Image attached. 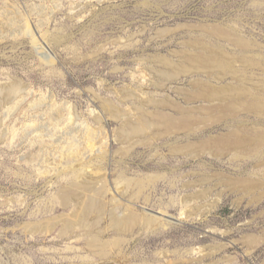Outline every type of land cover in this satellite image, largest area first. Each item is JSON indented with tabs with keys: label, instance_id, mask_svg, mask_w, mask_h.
Instances as JSON below:
<instances>
[{
	"label": "rangeland",
	"instance_id": "rangeland-1",
	"mask_svg": "<svg viewBox=\"0 0 264 264\" xmlns=\"http://www.w3.org/2000/svg\"><path fill=\"white\" fill-rule=\"evenodd\" d=\"M0 264H264V0H0Z\"/></svg>",
	"mask_w": 264,
	"mask_h": 264
},
{
	"label": "bare ground",
	"instance_id": "bare-ground-1",
	"mask_svg": "<svg viewBox=\"0 0 264 264\" xmlns=\"http://www.w3.org/2000/svg\"><path fill=\"white\" fill-rule=\"evenodd\" d=\"M219 29V28H218ZM217 29V30H218ZM217 32H221L220 30L219 31H217ZM204 46H205V44H203ZM203 47V46H202ZM201 47V48H202ZM204 48V47H203ZM202 48V49H203ZM207 48V47H206ZM210 48V47H209ZM206 50V49H205ZM210 50V49H209ZM215 50V49H214ZM194 52H196V51H193V53ZM197 52H199V51H197ZM203 52V51H202ZM217 51H215V53H216ZM218 52H220V51H218ZM216 53V54H218V56L220 57V59L219 58H217V57H215V59H213L212 58V56H210V55H206V53H204L205 55H198L199 57H201L200 59H199V63H209V64H214V65H217V66H227V65H229V62L228 61H225V59H226V57H224L225 55H223L222 53ZM221 52H223V51H221ZM192 53V54H193ZM197 55V54H196ZM190 56H192L191 54H190ZM192 57H197V56H195V55H193ZM189 59H190V57H189ZM191 59H193V58H191ZM195 59H194V62H196L197 63V61H196ZM191 61V60H190ZM193 62V61H192ZM199 63H198V65H199ZM194 64V63H193ZM201 65V64H200ZM205 66V65H204ZM146 88V87H145ZM17 90H19L18 89V87H17V85H15L14 83L11 85V86H9V87H5V90H4V92H3V95L5 96V98L6 99H10V97L11 96H13L15 93H17L16 91ZM208 90V89H207ZM207 90H206V92H207ZM216 90V89H215ZM209 91V90H208ZM21 92V91H20ZM210 92V91H209ZM182 93V92H181ZM20 94V93H19ZM203 94H205V93H203ZM202 94V95H203ZM208 94V93H207ZM224 97V96H223ZM147 98V97H146ZM204 98V97H203ZM206 98V97H205ZM207 98H208V96H207ZM209 98H210V95H209ZM139 99V98H138ZM11 100V99H10ZM107 103V102H106ZM141 103V102H140ZM109 104V103H108ZM159 104V103H158ZM163 105V104H162ZM164 106V105H163ZM166 106V105H165ZM188 113V112H187ZM158 115V114H157ZM162 116H164V114L163 115H161L160 117L162 118ZM192 117V116H191ZM183 118V117H182ZM186 119H189V117L187 116V118ZM191 119V118H190ZM172 120V119H171ZM185 120V116H184V118H183V121ZM186 121V120H185ZM182 122L181 124H180V126H187V125H190V123H189V121L186 123V122ZM163 122V121H162ZM172 122H174V120L172 121ZM165 123V122H164ZM175 123V122H174ZM173 123V124H174ZM159 124V123H158ZM160 125L162 126V124L160 123ZM164 125V124H163ZM169 124L167 123L166 124V126H168ZM171 125V127H173V125L172 124H170ZM161 126H159V127H161ZM166 126H164V127H166ZM178 126V125H177ZM129 127H130V129L132 130V131H138V130H140L141 128L137 125V126H135L134 124H129ZM169 127V126H168ZM189 127V126H188ZM162 128H163V126H162ZM174 128V127H173ZM180 128V127H179ZM182 128V127H181ZM157 129H158V127H157ZM165 129V128H164ZM142 130V129H141ZM140 130V131H141ZM172 130V129H171ZM191 130V129H190ZM127 131V130H126ZM125 131V132H126ZM131 131V132H132ZM130 132V131H129ZM130 132V133H131ZM144 132V131H143ZM138 133V132H137ZM136 133V134H137ZM134 135H135V133H134ZM134 137V136H133ZM132 137V138H133ZM125 138V137H124ZM124 140V139H123ZM230 140V139H229ZM88 141V140H87ZM231 144H232V142H230ZM90 144V145H89ZM89 146L90 147H92V148H94V146H92V143H90V141H89ZM221 144H222V142H221ZM92 148H86L87 150L89 149V151L90 152H92ZM90 149H92V150H90ZM104 149V148H103ZM85 151V150H84ZM82 152V151H81ZM74 153V152H73ZM77 153V152H76ZM72 155H74V154H72ZM62 159V158H61ZM71 159V158H70ZM69 159V160H70ZM68 163H70L68 160L66 161V164H67V166H68V169H67V172L66 173H69L70 174V179H71V184H69L70 186H68L67 188H65L62 192H61V198L62 199H64L65 200V198L66 199H70L72 196H74L76 193H75V191H80L81 193H85V194H83V195H81L78 199H79V202H78V205L76 206V208L79 210V215H77V216H79V218H77V220H73V219H71L72 221H67L66 222V227H67V229H74V227L75 226H79L80 224L82 225V223H83V221L82 220H86V221H88L89 219H90V217L91 216H95V214L96 215H98L99 216V214H101V212L103 213V205H101V203H100V201H99V199L102 197V196H104L102 193H101V191H99V192H97V193H95L94 195H89V192H90V186H91V184L88 182V181H83V182H78L79 180V177L80 176H82V175H80V173H82L81 171H84L85 169H83V166H82V168H80V169H82V170H79V169H75V168H73V167H75V166H77V164H76V162L75 163H73V164H75V165H73V166H70L71 164H68ZM72 163V162H71ZM89 164H90V162H88ZM88 164V165H89ZM87 165V164H86ZM70 166V167H69ZM85 168V167H84ZM88 168H89V166H88ZM97 172V171H96ZM101 172V171H100ZM99 173V172H98ZM97 173V174H98ZM83 174V173H82ZM84 176V175H83ZM102 177V176H101ZM88 178V177H87ZM82 179V178H81ZM84 179H86V178H84ZM83 179V180H84ZM106 180V179H105ZM104 180V181H105ZM101 181V180H100ZM106 182V181H105ZM94 183V182H93ZM107 183V182H106ZM105 183V184H106ZM129 185H130V183L129 182H127ZM96 184V183H95ZM97 184H99V183H97ZM97 184L96 185H94L95 187L97 186ZM102 184H104V182L102 183ZM104 184V185H105ZM103 185V186H104ZM136 185V184H135ZM137 185H138V187H139V189H140V191L142 190V184L141 183H137ZM94 186H92V187H94ZM128 185H126V187H127ZM99 187V186H98ZM135 187V186H134ZM129 188V187H128ZM97 189V188H96ZM98 189H100V187L98 188ZM135 188H133V190H134ZM127 190V189H126ZM106 190H104L103 192H105ZM87 192H88V194H87ZM107 193V192H106ZM126 193V192H125ZM75 196H77V195H75ZM78 210L76 211V214H77V212H78ZM126 210V209H125ZM126 211H128L123 217L121 216V218H115L114 219V222H113V224H114V226H115V228H116V230L118 231V232H120V233H125V232H129V230L131 229V228H133L135 225H142V226H144V225H146V224H148L149 223V220L148 219H146V218H142L140 215H138L136 212H134V211H132V210H126ZM75 214V215H76ZM76 216H74V218H75ZM92 218V217H91ZM95 219H97V217L95 218ZM91 220V219H90ZM92 221H93V218H92ZM91 221V223H93V222H95V221H93L92 222ZM88 222H90V221H88ZM83 225H84V223H83ZM131 231V230H130ZM89 244H91L92 246H90V250H91V253H93L94 255H96V256H98V257H100V258H103V259H105L106 257H108L107 256V253H108V250H109V248H110V246H107V245H103L98 239H93L92 241H90L89 242Z\"/></svg>",
	"mask_w": 264,
	"mask_h": 264
}]
</instances>
